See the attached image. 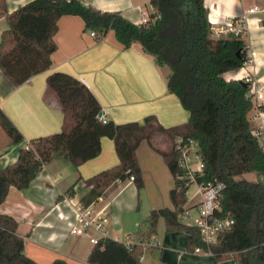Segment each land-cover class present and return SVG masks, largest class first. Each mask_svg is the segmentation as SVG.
I'll return each instance as SVG.
<instances>
[{
    "label": "trees",
    "instance_id": "1",
    "mask_svg": "<svg viewBox=\"0 0 264 264\" xmlns=\"http://www.w3.org/2000/svg\"><path fill=\"white\" fill-rule=\"evenodd\" d=\"M150 4L153 13L146 22L135 24L119 12L100 11L80 0H31L11 13L6 11V0H0V13L5 14L8 24L0 35V72L13 87L50 68V57L57 49L53 37L58 19L78 15L85 29L98 32L97 39L113 30L124 49L138 42L158 66L168 67L167 89L189 116L185 124L168 129L152 116L142 124H102L98 120L101 107L93 94L72 76L54 73L46 85L58 98L62 130L31 140L16 150L15 163L0 167V205L11 187L27 189L36 174L55 158L75 168L98 158L104 137L113 141L119 163L84 182L90 188L89 202L81 205L89 207L111 185L130 177L139 194L144 184L136 150L146 142L162 156L173 177L169 192L172 209L151 211L130 248L111 239L100 241L90 251L87 263L141 264L143 244L156 234L157 222L162 219L167 233L186 234L189 252L200 249L217 262L234 259L236 264H264V152L249 119L252 102L248 85L225 78L248 60L244 42L232 33L218 38L211 35L204 0H150ZM0 129L13 147L23 143L1 110ZM155 137H162L168 147L158 148L153 143ZM176 137L196 141L204 163V180L224 185L218 217L228 215L234 224L215 244H205L196 229L179 219L189 187L177 179L181 171L173 148ZM247 174L260 178L254 182L237 180ZM17 228L12 217L0 214V264H36L24 254V241ZM51 264L66 263L55 260Z\"/></svg>",
    "mask_w": 264,
    "mask_h": 264
},
{
    "label": "crops",
    "instance_id": "2",
    "mask_svg": "<svg viewBox=\"0 0 264 264\" xmlns=\"http://www.w3.org/2000/svg\"><path fill=\"white\" fill-rule=\"evenodd\" d=\"M29 1L6 0V11L11 13ZM80 1L100 11L119 12L135 24L143 23L153 13L150 0ZM204 6L208 11V21L210 18L215 20L213 27L220 29L246 14L249 8L264 6V0H204ZM263 17L260 13L246 14L245 30L240 37L248 60L240 70L226 74L227 80L238 81V78L249 74L264 89ZM3 21L7 22L5 14L0 13V35L6 29ZM57 25L53 37L57 49L50 57L51 66L47 71L18 87H13L0 72V110L23 138L22 144L13 147L0 129V167L15 163L16 150L24 148L31 140L61 132L62 110L58 98L46 85L47 78L54 73L67 74L80 81L98 101L100 116H106L115 125L142 124L150 116L167 129L188 121V113L167 89L169 68L158 66L153 57L143 52L138 42L124 49L110 29L98 39L92 37L78 15H63ZM251 102L249 119L255 132L264 129V97L261 101ZM157 147L160 148L159 145ZM136 159L144 183L146 220L151 211L172 209L169 192L174 180L162 156L146 142L138 146ZM118 163L113 141L104 137L98 158L78 168L55 158L36 174L27 189H9L0 205V214L17 222V234L24 241L26 257L36 264H51L55 260H63L66 264H88L87 258L93 246L84 236H71L53 206L65 196L79 204H88L90 188L84 182ZM71 187L73 190L69 194ZM139 196L133 182H116L90 205L93 209L105 208L107 211L112 240L123 243L127 237L132 239L131 222H135L136 228L143 227L137 222V213L142 209ZM197 203L198 198L191 200L187 195L184 208ZM161 221L158 220L154 234L159 247L154 249V254L142 255L141 264H236L234 259L217 262L209 253L189 252L186 234L167 233ZM114 233L123 235L124 240L121 241L117 235L112 237ZM132 241L137 242L135 236Z\"/></svg>",
    "mask_w": 264,
    "mask_h": 264
},
{
    "label": "built area",
    "instance_id": "3",
    "mask_svg": "<svg viewBox=\"0 0 264 264\" xmlns=\"http://www.w3.org/2000/svg\"><path fill=\"white\" fill-rule=\"evenodd\" d=\"M252 13L264 15V6H253L246 11V14ZM246 14L244 13L234 21H229L220 29L213 27L215 20L210 18L211 35L215 38L226 33L241 36L245 30ZM146 20H144V22H146ZM90 35L95 38L99 36L97 31L93 29L90 30ZM246 63L247 61L244 65ZM238 81L248 85V96L251 101H261L263 99L264 89L258 86V81H256L253 76L246 74L238 78ZM98 120L102 124L109 123L108 118L103 115L100 116V114ZM254 136L261 150L264 152V129L255 131ZM173 148L178 157V168L181 171V175H179L177 179L184 181L185 186L189 188L195 185L197 191L191 200L198 198L197 204L183 209L179 219L185 226L196 229L205 244H215L219 236L231 230L234 224V220L228 215L218 217V214L221 212L219 200L224 185L216 180H204V163L201 158L200 146L196 141L176 137L173 141ZM129 181L133 182V177H130ZM53 209L57 212L58 218L66 223L68 232L71 236H84L92 246L97 245L100 241L112 240L109 232V216L105 208L96 210L90 206L83 207L81 204L74 202L73 199L65 196L54 204ZM123 244L127 248H130L135 243L131 242L130 238L127 237ZM145 245H148L146 249H155L159 247V243L154 236L150 238L147 244L144 243L143 247ZM200 252H202L200 249H195L194 251V253Z\"/></svg>",
    "mask_w": 264,
    "mask_h": 264
},
{
    "label": "rangeland",
    "instance_id": "4",
    "mask_svg": "<svg viewBox=\"0 0 264 264\" xmlns=\"http://www.w3.org/2000/svg\"><path fill=\"white\" fill-rule=\"evenodd\" d=\"M2 24H3V26H4V29L5 28H7L8 27V24H7V22H5V21H3L2 22ZM1 132V131H0ZM0 142H1V139H0ZM154 143H156V145H159V147L160 148H162V149H166L167 147H168V143L167 142H165L164 140H163V138L162 137H155L154 138ZM159 143H164V144H159ZM260 177H258L256 174H247V175H242V176H240V177H238L237 178V180H239V181H250V182H254V181H256V180H258ZM144 184V183H143ZM143 190H144V186H143V189H142V191L139 193L140 194V196H139V200H140V204L142 205V209H141V211L139 212V213H137V222L140 224V225H142V226H144L145 225V220H144V212L146 211V209H147V207H146V205H145V203H146V200H145V197H144V192H143ZM196 191H197V189H196V187H195V185H192L190 188H189V191H188V196L189 197H193V196H195V194H196ZM126 218V217H125ZM125 222V221H124ZM161 222H163V221H161ZM135 223V222H134ZM133 222H131V227H132V229L130 230L131 232H130V234H132V237L134 238V236H135V234H136V232H137V229L138 228H136L134 225ZM129 225V224H128ZM117 235V237L122 241V240H124V237H123V235H121V234H116V233H114V234H112V237H115ZM133 238L132 239H130V241H132L133 240ZM135 240H136V238H135ZM132 242H134V241H132ZM148 242H146V244H147ZM144 248H145V250H144V252H143V256H149L150 254H154L155 253V250L154 249H146V248H148V245H145L144 246ZM152 250V252H150Z\"/></svg>",
    "mask_w": 264,
    "mask_h": 264
}]
</instances>
